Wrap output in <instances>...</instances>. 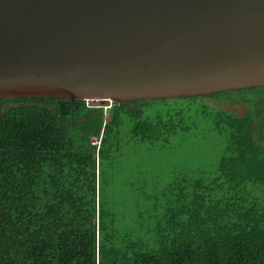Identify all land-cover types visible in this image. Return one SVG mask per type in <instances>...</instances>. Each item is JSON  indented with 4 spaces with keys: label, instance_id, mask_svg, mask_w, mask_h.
<instances>
[{
    "label": "trees",
    "instance_id": "obj_1",
    "mask_svg": "<svg viewBox=\"0 0 264 264\" xmlns=\"http://www.w3.org/2000/svg\"><path fill=\"white\" fill-rule=\"evenodd\" d=\"M0 264H264V88L0 99Z\"/></svg>",
    "mask_w": 264,
    "mask_h": 264
},
{
    "label": "water",
    "instance_id": "obj_2",
    "mask_svg": "<svg viewBox=\"0 0 264 264\" xmlns=\"http://www.w3.org/2000/svg\"><path fill=\"white\" fill-rule=\"evenodd\" d=\"M264 88V0H0V99Z\"/></svg>",
    "mask_w": 264,
    "mask_h": 264
},
{
    "label": "rangeland",
    "instance_id": "obj_3",
    "mask_svg": "<svg viewBox=\"0 0 264 264\" xmlns=\"http://www.w3.org/2000/svg\"><path fill=\"white\" fill-rule=\"evenodd\" d=\"M244 90V89H243ZM106 104L107 102H101ZM203 136L200 139L202 141L198 142L197 150L193 152L192 158L195 165L198 167L210 166L211 164H216L222 155L223 142L216 140L215 136Z\"/></svg>",
    "mask_w": 264,
    "mask_h": 264
},
{
    "label": "built area",
    "instance_id": "obj_4",
    "mask_svg": "<svg viewBox=\"0 0 264 264\" xmlns=\"http://www.w3.org/2000/svg\"><path fill=\"white\" fill-rule=\"evenodd\" d=\"M95 101H97V100H95ZM97 102H100V100H98ZM112 103H113V101H112V100H109V101H107L106 104H110V105H112ZM94 145H97V143H94Z\"/></svg>",
    "mask_w": 264,
    "mask_h": 264
}]
</instances>
